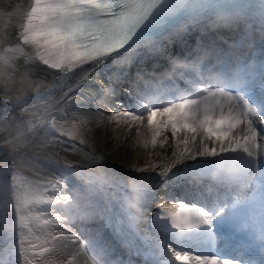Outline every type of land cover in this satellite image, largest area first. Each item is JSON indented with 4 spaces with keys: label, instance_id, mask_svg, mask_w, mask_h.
<instances>
[{
    "label": "snow or ice",
    "instance_id": "snow-or-ice-1",
    "mask_svg": "<svg viewBox=\"0 0 264 264\" xmlns=\"http://www.w3.org/2000/svg\"><path fill=\"white\" fill-rule=\"evenodd\" d=\"M205 8L215 10L225 23L254 21L258 15L260 38L264 41V0H30L16 29L15 41L0 46V79L5 83L11 80L21 61L25 67L22 82L43 65V71L53 70L56 79L66 85L67 91L60 97L65 100L109 60L130 66L140 46L148 45V51L155 52L162 29L186 28L189 22L198 20L200 10ZM213 51L220 71L205 72L204 59L211 54L205 50L203 56L179 65L190 73V78L182 76L185 88L157 87L140 94L132 107L118 104L113 111L112 119L117 124L125 123L130 130L135 128L138 137L144 127V149H163L165 145L172 149L171 158L160 164L153 162L134 169L143 173L162 166L155 177L135 181L137 198L126 200L124 209L130 226L135 227L147 196L154 198L158 187L205 176L234 186L230 203L218 198L188 202L165 193V202L158 205L151 219L157 229L151 253L157 264H241L238 250L229 252L227 245L217 247L214 222L225 215H240L242 226L258 230L264 245V59L257 62L253 54L226 60L218 49ZM261 56L264 57V44ZM257 82L258 92L254 89ZM101 91L107 97L114 89L102 86ZM46 95L51 97V92L34 96L22 93L11 110L5 107L0 111V132L14 128L11 138L4 141L10 149L6 156L20 157L19 163L39 177L23 175L16 159L11 163L5 159L0 164V231L11 240L9 249L0 252V264H123L110 246L97 239L85 241L68 228L79 214L74 209L82 212L83 208L79 194H65L67 177L75 172L87 178L89 190L105 181L94 171L85 172L76 162L61 164L51 157L41 161L21 151L26 144L34 143L29 137L46 122L45 135L51 138L52 146L69 145L65 151L91 164L103 162L92 145L90 151H85L76 143H86L82 130L90 117L73 113L63 122L54 116L49 118L44 113L54 105L45 99ZM33 101L42 102L44 107L37 108ZM4 103L13 104V100L6 98ZM24 105L36 109L31 119L15 115V107L26 111ZM58 111L67 116L63 109ZM106 219L112 223L111 217ZM123 243L132 246L130 241Z\"/></svg>",
    "mask_w": 264,
    "mask_h": 264
},
{
    "label": "bare ground",
    "instance_id": "bare-ground-1",
    "mask_svg": "<svg viewBox=\"0 0 264 264\" xmlns=\"http://www.w3.org/2000/svg\"><path fill=\"white\" fill-rule=\"evenodd\" d=\"M30 0L27 2H22V0H0V46H6L10 42L15 41V36H12L11 34V28L17 29L18 25L22 22L21 17L24 11L27 10L29 7ZM113 62V61H112ZM21 66L15 71L14 77L9 80L7 83L4 82L3 79H0V105H2V100L3 98H11L14 102L15 99L18 95H21L22 93H26L27 95H34L36 93H48L49 91L51 92V88L54 86L53 84L59 80L56 79V75L53 71H43L44 69L43 65L38 66V68H35L30 76V79L28 81H23L21 80V77L25 75V67L23 66V61L20 62ZM31 67V66H29ZM132 68H133V63H132ZM102 71L98 69L97 72L92 73V76L95 77V75H100ZM105 74V72H103ZM72 83H75V80L71 81ZM88 82V81H87ZM87 82L81 84V86L72 92L68 94V96L65 98L67 100L70 97H73V95H76L78 98L72 99L71 103L74 105H78L80 103V97L85 96V90L87 89ZM64 91H67L66 85H64V90L61 92L56 91L54 96L48 97L47 95L45 96V99H50V102L54 105L52 106L47 113H44L45 116L49 114L48 117L57 108L60 106L62 102L65 100H60V97L63 95ZM55 101H60L59 104H56ZM37 108H43L44 105L42 102L38 101L35 103ZM26 114H29V118H26L25 116L23 117H18V115H15L18 118H23V119H31L32 118V113L36 111V109L26 105L25 106ZM20 111V110H19ZM18 111V113H19ZM98 121H94V118L91 119L89 122V126H92L93 128H97ZM122 129V133L120 134V141L122 142V146H124L121 150L115 151V162H113V158L109 159V163L111 164H119L121 163L120 169L119 170V176L123 178H135L138 177L139 175H143L146 173H149L151 177H155L156 173L161 170V167H157L155 171H149V172H136L134 171L135 168H142L145 165H148L150 163H157L160 164V158L155 154V150L152 149H144L142 145V141L145 139V136L147 135L145 129L143 126H141V135L138 137L136 134L135 128H132L131 130L125 123L117 124L112 126V131L114 130H119ZM11 130V128L9 129ZM9 130L0 132V143H4L6 139H10L11 136L9 135ZM101 131L109 132L111 131L110 128L105 127V128H100ZM39 135L34 133L31 135L29 138L33 141L36 140V138ZM123 139V141H122ZM36 142V141H35ZM102 143H96V155L97 156H105L106 155V146L109 145L108 142ZM26 149L31 150L32 152H37V157L42 154V157L40 160H45L49 157L56 159L58 161H62V164L65 161L69 162H76L77 164L81 165L83 169H87L89 167H96L99 166L98 164H91L88 160L83 158L82 156L75 154L71 151H65L64 153L60 154H55L53 150H49L46 148H41L40 146H33L32 144H26ZM115 146L113 147V149ZM169 155V156H168ZM167 158H171L172 152L168 153ZM113 157V156H112ZM17 160V165L22 168L23 170L27 171L28 175H33V169L30 167L24 166L19 163L20 159L15 157ZM1 164V163H0ZM110 166V164H109ZM51 171V170H49ZM115 167L112 168V171L109 172H115Z\"/></svg>",
    "mask_w": 264,
    "mask_h": 264
},
{
    "label": "rangeland",
    "instance_id": "rangeland-1",
    "mask_svg": "<svg viewBox=\"0 0 264 264\" xmlns=\"http://www.w3.org/2000/svg\"><path fill=\"white\" fill-rule=\"evenodd\" d=\"M24 106H26V105H24ZM114 110H117V106L113 107V111ZM100 114H102V115L93 116V114H91V113H88L86 115V117H90V121L93 117H95L94 121L95 122L98 121V125H97V128H93L92 126H89V123H88L86 125V127L82 130L84 133V139L86 141L85 145L88 146L89 144H95V143H100V142H102V144H103V141L108 142L109 145H105V146L107 147V149H109L110 155L113 156L114 160H116L115 151L121 150L124 147V146H122V142L120 141V139H121L120 134L123 131H122V129L112 131L113 124L111 122L114 119H112V118L110 119L109 117L113 116V112H109V113L102 112ZM114 125H117V123L114 122ZM102 127L103 128L108 127L111 129V131H109L108 133L105 131H101L100 128H102ZM115 138H117V140H115ZM122 141H123V139H122ZM112 142H113V146H111ZM114 146H115V148L113 149ZM171 150H172L171 147H169L167 145V149L165 151L159 152V147H157L155 149V154L159 155L160 153H169V152H171Z\"/></svg>",
    "mask_w": 264,
    "mask_h": 264
}]
</instances>
